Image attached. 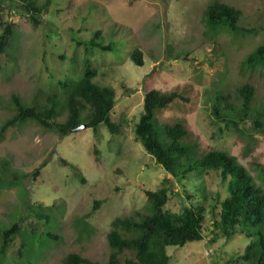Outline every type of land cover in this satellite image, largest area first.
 I'll use <instances>...</instances> for the list:
<instances>
[{"label":"rangeland","instance_id":"rangeland-1","mask_svg":"<svg viewBox=\"0 0 264 264\" xmlns=\"http://www.w3.org/2000/svg\"><path fill=\"white\" fill-rule=\"evenodd\" d=\"M48 1V13L36 26L21 0H0V34L5 24L14 28L10 47L0 53V246L4 230L20 227L0 264H63L71 253L91 264H109L112 221L148 214L145 191L160 189L165 178L174 185L168 211L205 209L204 239L169 246V264H254L238 260L248 237L227 239L215 228L228 196L220 175L197 171L174 179L147 153L135 129L143 113L145 77L157 70L155 87L186 99L157 111V131L162 133L159 124L184 123L185 141L196 143L199 154L217 150L235 156L264 189V117L261 128L254 124L264 108V66H241L264 44V0H36L37 6ZM216 2L243 12L239 30L207 31L204 11ZM96 31L102 32L98 42L111 50L86 51ZM136 49L144 54L142 67L130 59ZM86 59L98 73L95 83L116 92L111 120L117 133L100 124L61 137L26 121L1 134L16 113L13 96L29 105L57 96L56 120L64 123L63 82L79 80ZM245 84L256 93L241 134L212 112L217 97H227L238 118V90ZM96 201L101 206L94 212ZM38 212L51 220L34 221Z\"/></svg>","mask_w":264,"mask_h":264},{"label":"trees","instance_id":"trees-1","mask_svg":"<svg viewBox=\"0 0 264 264\" xmlns=\"http://www.w3.org/2000/svg\"><path fill=\"white\" fill-rule=\"evenodd\" d=\"M22 7L36 26L42 22L41 16L48 13L51 2L37 6L36 0H21ZM243 12L227 4L216 2L204 11V22L207 31H216L227 27L230 31L239 30V22ZM245 31L249 29L244 28ZM14 35L13 25L8 23L0 34V53H5L11 45ZM102 36L96 31L87 42L86 51L101 49L108 51L112 46L98 42ZM80 43V42H79ZM130 59L138 66H144V54L140 49L134 50ZM242 68L252 70L264 66V44L250 52L241 63ZM97 71L89 59L85 60L83 76L77 80H66L63 87L66 92L62 109L68 113L64 123L57 122L61 110L57 109L59 98L50 96L46 104L24 103L20 97L13 96L15 115L1 127V134L8 128L32 121L45 129L57 132L61 137L68 136L82 125L87 128H97L105 124L112 133L118 132V127L111 120V114L116 105V92L111 87H101L95 83ZM157 70H152L144 80L143 113L136 124L135 133L148 154L154 157L174 179L182 181L197 171H212L220 175L221 181L227 183L228 196L221 203L219 220L215 224L227 239L235 235H245L250 242L243 255L238 260L254 264H264V189L258 186L247 169L238 163L235 156L224 151L212 150L199 154L196 143L186 142L188 130L184 123L159 124L160 134L156 127L157 111L167 110L177 100L186 101L179 92H164L155 87ZM256 90L250 84H245L238 90L241 100V113L234 119L235 111L228 98L217 97L212 115L217 121L225 122L226 128L232 126L237 132L244 134L242 122L252 115V102ZM222 101V102H221ZM224 107V108H222ZM255 126L263 125L264 108L257 114ZM158 122V121H157ZM98 159V156H97ZM76 175L80 177L76 170ZM37 169L35 175L39 174ZM174 185L171 179L165 178L163 186L156 190H146L149 213L136 217H118L112 223V229L107 238L112 249L109 264H169V246L184 247L188 243L204 239L203 225L205 221L204 208L196 206L184 207L180 212L166 209ZM101 206L100 201L94 203L93 210ZM50 221L51 218L35 214L34 221ZM19 225L4 230L1 238L0 255L5 254L9 244L19 234ZM55 240L58 235L50 234ZM63 264H91V261L75 253L69 254Z\"/></svg>","mask_w":264,"mask_h":264},{"label":"water","instance_id":"water-1","mask_svg":"<svg viewBox=\"0 0 264 264\" xmlns=\"http://www.w3.org/2000/svg\"><path fill=\"white\" fill-rule=\"evenodd\" d=\"M86 127H87V125H82L79 128L75 129L74 131L82 130V129H85Z\"/></svg>","mask_w":264,"mask_h":264}]
</instances>
